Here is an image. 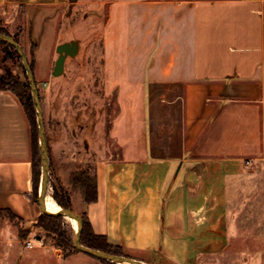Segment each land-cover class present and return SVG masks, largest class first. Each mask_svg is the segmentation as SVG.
Wrapping results in <instances>:
<instances>
[{
    "label": "crops",
    "instance_id": "crops-1",
    "mask_svg": "<svg viewBox=\"0 0 264 264\" xmlns=\"http://www.w3.org/2000/svg\"><path fill=\"white\" fill-rule=\"evenodd\" d=\"M66 1L0 0V27L14 34L31 10ZM107 1L104 83L117 103L108 137L120 151L94 160L95 201L71 187L78 142L45 127L50 176L71 209L155 264L225 259L250 223L253 241L264 242V0ZM1 149L0 264H105L37 227L31 126L10 90H0Z\"/></svg>",
    "mask_w": 264,
    "mask_h": 264
},
{
    "label": "rangeland",
    "instance_id": "rangeland-1",
    "mask_svg": "<svg viewBox=\"0 0 264 264\" xmlns=\"http://www.w3.org/2000/svg\"><path fill=\"white\" fill-rule=\"evenodd\" d=\"M110 6L107 0H67L59 8L36 13L31 10V19L26 18L28 21L24 19L21 24L16 21L12 25L16 26L15 29L9 27L11 31L15 30L19 43L32 64L45 127L54 129L60 137L65 133L69 144L72 140L78 142L80 157L75 159V164L79 166L78 169H87L90 173L93 172L96 158L118 156L120 151L115 141L108 137L111 120L117 110L115 92L106 95L104 83L103 31L106 25L111 26ZM62 43L69 44L72 49L64 52L62 70L59 74H54L55 62L59 57L57 46ZM3 49L4 44L0 42V66L4 68V72L9 69L20 80H24L25 73L20 66V59L16 56L6 58ZM72 147L75 149L73 145ZM51 180L55 182L54 178ZM71 187L78 190L72 185ZM47 202L51 207H56L50 193L47 194ZM77 206L75 204L74 207ZM254 213L257 215L258 212H252ZM247 214L243 213L245 217L240 221L242 226L244 220L245 223L248 221ZM230 219L232 226L233 217ZM250 224L252 232L241 227L240 231L244 232L239 234L243 238L230 244L229 254L225 259H214L211 264H264V242L253 241L255 224ZM75 225L74 219L66 217L69 232L75 234ZM49 237L50 241L54 240ZM245 251L256 252V258H242L243 255L235 253Z\"/></svg>",
    "mask_w": 264,
    "mask_h": 264
},
{
    "label": "trees",
    "instance_id": "trees-1",
    "mask_svg": "<svg viewBox=\"0 0 264 264\" xmlns=\"http://www.w3.org/2000/svg\"><path fill=\"white\" fill-rule=\"evenodd\" d=\"M0 32L12 35L18 42L16 33L11 34L7 29L0 27ZM4 44V55L6 58L16 56L20 59V66L24 68L21 58L16 49L0 40ZM31 69L33 70L32 64L30 63ZM25 79L20 80L15 74L7 69L4 73L0 74V90H10L19 99L22 107L25 110L27 118L31 126V138H32V173H33V192L31 197L34 201L38 202V193L40 188V173H41V162H40V150L38 145L37 137V126L35 110L32 101V95L30 91V84L27 78L25 69ZM48 160L49 150H48ZM51 172L49 170V181L47 194L50 193L52 203L57 208H70V197L65 188L57 181L52 182ZM70 183L73 187L77 188L83 200L87 203L95 201L97 198L96 190V179L93 173H90L87 169H78L70 173ZM51 190H50V188ZM0 214H2L0 212ZM12 220H15L13 214L9 216ZM82 221V229L80 234V243L84 246L104 250L108 253L117 254L120 256L131 257L125 252L122 246L112 244L108 241L107 236L104 234L95 233L89 222L86 213L80 214ZM37 227L43 229L48 236H51L58 246L63 248L76 249L73 244L74 232H69L66 228V216L59 214H48L42 212L37 220ZM22 236H26V232L20 230ZM132 258V257H131ZM105 264H117L111 261L99 259Z\"/></svg>",
    "mask_w": 264,
    "mask_h": 264
},
{
    "label": "water",
    "instance_id": "water-1",
    "mask_svg": "<svg viewBox=\"0 0 264 264\" xmlns=\"http://www.w3.org/2000/svg\"><path fill=\"white\" fill-rule=\"evenodd\" d=\"M0 40L12 45L18 52L21 61L23 63L27 78L30 84V91L32 95L33 106L35 110L36 117V126H37V137L38 145L40 150V162H41V173H40V188L38 193V204L44 213L48 214H59L69 218H72L76 221L75 234L73 238L74 247L90 256H93L97 259L111 261L117 264H155L152 262L140 261L135 258L120 256L117 254L108 253L104 250L91 248L84 246L80 243V234L82 229V221L79 214L74 212L70 208H59L56 211H50L47 209V188L49 181V160H48V145L47 137L45 130V123L43 117V111L39 96V91L34 79L33 70L31 69L30 63L27 59L26 53L23 50L21 44L10 34H5L0 32ZM72 49L67 43H62L57 46V51L59 52V57L57 58L54 66V74H59L63 67V62L65 58L64 52H68Z\"/></svg>",
    "mask_w": 264,
    "mask_h": 264
},
{
    "label": "bare ground",
    "instance_id": "bare-ground-1",
    "mask_svg": "<svg viewBox=\"0 0 264 264\" xmlns=\"http://www.w3.org/2000/svg\"><path fill=\"white\" fill-rule=\"evenodd\" d=\"M47 209L50 210V211H56V210H58L59 208H57V207H51V206L48 204V202H47ZM75 227H76V225H75Z\"/></svg>",
    "mask_w": 264,
    "mask_h": 264
},
{
    "label": "built area",
    "instance_id": "built-area-1",
    "mask_svg": "<svg viewBox=\"0 0 264 264\" xmlns=\"http://www.w3.org/2000/svg\"><path fill=\"white\" fill-rule=\"evenodd\" d=\"M262 135H263V137H264V131L262 132ZM247 163H248V162H247ZM26 245H27V246H30V245H31V241H30V240H27V241H26Z\"/></svg>",
    "mask_w": 264,
    "mask_h": 264
}]
</instances>
